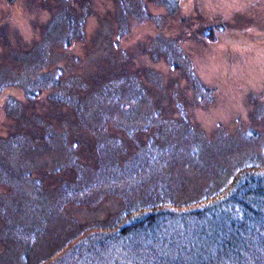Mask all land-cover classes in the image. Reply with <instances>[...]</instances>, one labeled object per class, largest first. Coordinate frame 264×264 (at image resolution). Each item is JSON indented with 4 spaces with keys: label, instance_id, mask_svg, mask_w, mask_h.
Masks as SVG:
<instances>
[{
    "label": "rangeland",
    "instance_id": "1",
    "mask_svg": "<svg viewBox=\"0 0 264 264\" xmlns=\"http://www.w3.org/2000/svg\"><path fill=\"white\" fill-rule=\"evenodd\" d=\"M0 84V264L264 168V0H0ZM251 178L232 191L264 218ZM262 225L222 199L55 263L264 264Z\"/></svg>",
    "mask_w": 264,
    "mask_h": 264
},
{
    "label": "trees",
    "instance_id": "2",
    "mask_svg": "<svg viewBox=\"0 0 264 264\" xmlns=\"http://www.w3.org/2000/svg\"><path fill=\"white\" fill-rule=\"evenodd\" d=\"M40 82H42V80H40ZM33 91L32 94L35 95L36 92ZM262 170L264 172V168L261 166H242L239 171L231 175L225 191H221L218 195H211L204 200L206 205H204V203H197V201L182 205L173 201H164V198L154 196L151 200L148 199L145 204H138V206L133 209L127 207L121 215L117 213L115 217H112L111 223L105 222L104 224L100 223L99 225H94L96 226V233H89L90 228H88L76 235H71L67 238L65 245L60 247V249H57L56 252L48 253V255H45L39 261L35 262V264H56L55 260L57 257L61 256L69 248L72 249L76 247V244L79 240L84 238V236H94V239L89 242V244H85V246L78 251L79 254L86 255L91 252H99L102 249L107 248L111 242L119 241L123 237H129V235H133L134 233H150V231L154 230L157 225L164 223L167 219L174 218V216L177 215H190L195 218H200L204 216L205 212H210L211 208L218 206L222 199L228 202L238 203L247 215H252L254 218L257 215L259 220L262 218V223L264 224L262 213L257 211L256 208H252L247 201H243L241 193L232 191L251 181V176L254 172H262ZM259 189L264 190V185L254 186V191H258ZM229 191L231 193L227 196ZM115 220H117V223L114 222ZM232 224V227H239L238 225H234V223ZM262 226L264 228V225ZM23 255V264H30L29 255Z\"/></svg>",
    "mask_w": 264,
    "mask_h": 264
}]
</instances>
